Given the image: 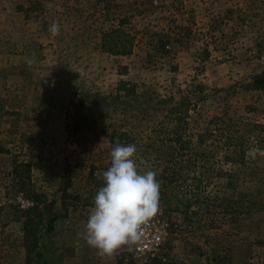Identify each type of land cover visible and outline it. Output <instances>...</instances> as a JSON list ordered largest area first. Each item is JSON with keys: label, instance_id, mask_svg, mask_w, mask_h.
I'll use <instances>...</instances> for the list:
<instances>
[{"label": "rangeland", "instance_id": "rangeland-1", "mask_svg": "<svg viewBox=\"0 0 264 264\" xmlns=\"http://www.w3.org/2000/svg\"><path fill=\"white\" fill-rule=\"evenodd\" d=\"M159 2L15 0L19 40L0 51V264H264V0ZM108 30L131 36V56L102 51ZM183 102L182 151L154 131ZM221 136L244 141L243 161L225 162ZM141 217L163 236L152 260L131 248Z\"/></svg>", "mask_w": 264, "mask_h": 264}, {"label": "trees", "instance_id": "trees-1", "mask_svg": "<svg viewBox=\"0 0 264 264\" xmlns=\"http://www.w3.org/2000/svg\"><path fill=\"white\" fill-rule=\"evenodd\" d=\"M126 23V22H123ZM102 51L104 53L113 55V56H126L131 55L133 51V40L131 36L124 32H109L105 33L102 38ZM191 107L190 103H180L176 106H174L167 116L165 117L164 121L160 123V125L155 129L154 134H156L157 137L161 138L162 140L172 141L179 145L180 150H185V146H183V129H187V118L189 116V109ZM173 125L172 130H168L167 126ZM261 126H255V129L260 128ZM181 129V130H180ZM128 135L127 134H121V135H112L110 138V142L112 146H116L118 144L123 143V140L126 139ZM224 140V145L227 148V155L225 156L224 160L227 163L232 162H241L243 161L244 155H245V146L243 144V140L239 138L234 137H225L221 136ZM31 170L30 165L23 163L19 164L18 162H15L14 171H13V179H18L19 177L25 176L26 180L31 179ZM163 179V185L164 187L170 188V185L172 184L173 180H169L168 178ZM24 179V180H25ZM153 184L156 185L158 182V178L154 177L152 178ZM168 182V183H166ZM24 186H26L25 182L23 183L21 190H25ZM29 199L33 202L34 206L30 209H28L30 212L36 211L38 209V205L40 202V197L35 192H33L30 196H28ZM172 198V197H171ZM231 204V202H228ZM189 208V205L188 207ZM59 219V216L57 214H53L49 226L48 231H52L54 227V223ZM31 219H28L26 222V227L30 226Z\"/></svg>", "mask_w": 264, "mask_h": 264}, {"label": "built area", "instance_id": "built-area-1", "mask_svg": "<svg viewBox=\"0 0 264 264\" xmlns=\"http://www.w3.org/2000/svg\"><path fill=\"white\" fill-rule=\"evenodd\" d=\"M154 5L159 6V0H154ZM106 25H112L113 28H119L114 22H105ZM113 30H108L107 33ZM28 203V206H33ZM159 221L150 218H138L128 222V229L131 233L130 244L133 253L141 260H152L158 256L163 245V236L159 227Z\"/></svg>", "mask_w": 264, "mask_h": 264}, {"label": "crops", "instance_id": "crops-1", "mask_svg": "<svg viewBox=\"0 0 264 264\" xmlns=\"http://www.w3.org/2000/svg\"><path fill=\"white\" fill-rule=\"evenodd\" d=\"M14 2H15V0H12V2L8 3L6 11H5V8L1 9V7H4V6L0 5V9L2 10V11H0V18L3 17L5 20V25H3V26L0 25V34H1L0 35V40H1L0 41V51L4 52V53L7 52V54L9 52H11V48L14 47V42L17 43L19 40V39L15 38L16 36H18V29H17V24H16V21L18 20V18L16 17L15 11H13V9L15 7ZM25 23H28V20L24 21V25H25ZM3 29H6V33L3 32ZM4 34H7V39H4ZM8 36H11L14 38H9ZM29 37H31V38L33 37L32 33L25 37V39H26L25 43L28 45L27 50L29 53H34V52H36V49H35L36 45L31 44L32 42H31V40H29ZM10 40L12 42H10ZM44 51H46V50H44ZM121 57L126 58L128 56H121ZM6 59H8V60H6ZM6 59H5L3 65L7 66L8 71H9V69L13 70L15 58L14 57L11 58L10 55H7ZM10 78H11V76H10Z\"/></svg>", "mask_w": 264, "mask_h": 264}]
</instances>
